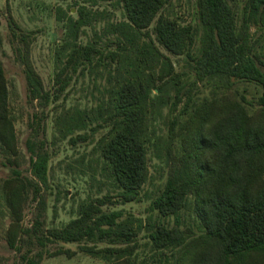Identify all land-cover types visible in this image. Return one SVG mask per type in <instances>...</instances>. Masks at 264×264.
<instances>
[{
	"label": "trees",
	"instance_id": "trees-1",
	"mask_svg": "<svg viewBox=\"0 0 264 264\" xmlns=\"http://www.w3.org/2000/svg\"><path fill=\"white\" fill-rule=\"evenodd\" d=\"M171 1L78 0L79 18L67 17L68 39L57 49L62 67L56 76L59 89L54 94L46 91L31 60L32 36L17 33L16 23H10L18 42L17 56L24 67L28 99L32 104L37 102L43 111L41 118L34 116L32 134L26 142L30 154V175H26L21 169L8 82L0 61V150L6 157L3 166L10 171V176L0 182V202L11 218L6 231L11 249L21 252V246L27 244L31 254L37 246L44 249L58 242L108 241L110 247L98 249L86 244L81 251L105 259L107 264H136V246L131 244L136 232L121 220V211L103 210L107 204H114L108 196L87 198L66 226L44 231V194L51 190L52 155L35 125L40 127L45 109L57 103L71 85L73 75L79 74L77 78L85 80L87 74L96 71L91 81L92 104H64L55 116L57 134L62 141L69 139L72 146H77L92 141L102 131L95 144L102 173L117 187L120 203L141 202L150 177L149 147L161 145L152 122L163 109L176 107L183 99L182 89L177 88L179 75L159 44L172 55L186 56L194 63L196 81H220L227 86L236 81L250 82L261 88V96L253 114L228 95L201 103L189 98L184 112L187 119L180 122L176 117L170 124L165 157L167 181L153 200L152 209L161 218H177L188 197L193 196L203 233L195 237L191 229L158 224L149 234L150 244L158 252L159 262L165 251L183 247L185 251L176 264H264V57L255 48L251 34V27L264 20V0H246L241 24L228 0H197L195 29L162 14ZM112 2L122 4L126 21L108 25L117 48L104 54L94 44H81L79 34L91 23L86 5ZM154 23L155 38L150 33ZM197 35L200 48L194 55ZM171 88L176 90L173 103L168 95ZM178 139L180 153L174 149ZM80 161L83 165L84 160ZM29 201L38 202L37 222L32 229L22 226ZM35 257H27V264H39L42 252Z\"/></svg>",
	"mask_w": 264,
	"mask_h": 264
},
{
	"label": "rangeland",
	"instance_id": "rangeland-1",
	"mask_svg": "<svg viewBox=\"0 0 264 264\" xmlns=\"http://www.w3.org/2000/svg\"><path fill=\"white\" fill-rule=\"evenodd\" d=\"M197 0H172L164 9L162 14L168 18L176 19L182 25H191L197 28ZM236 14L238 24L243 18V9L246 0H228ZM81 3L78 0H0V61L3 64L9 89V103L11 115L14 119L18 136V146L22 155L21 169L24 174L30 175V154L26 142L32 134V123L34 116L38 114L41 118L42 109L37 102L33 104L28 99V86L25 77L24 67L18 59L16 46L17 39L13 37L10 23L14 21L17 25V33H26L32 36L31 60L41 77L46 91L54 94L59 85L56 84V76L62 67L57 61V49L65 44L68 39L67 17L79 18L78 8ZM90 14L88 20L90 25L84 27L79 34V42L83 45L94 44L104 54L109 50H116L115 36L111 35L107 28L109 24H117L126 21L125 10L122 4L116 2L101 3L98 6L86 5ZM150 33L155 38L153 27ZM252 40L255 48L264 57V20L259 25L251 27ZM200 35V33H199ZM199 35L195 38L193 47L194 55H198L200 48ZM156 44H158L156 42ZM162 54L170 58L178 73L177 88L182 89V101L176 107L170 105L155 116L152 122V129L160 137L161 145L149 147V172L148 183L142 191V201L138 203H120L117 197V187L111 180L102 173L98 162V153L95 144L102 135V131L95 134L92 141L72 146L69 139L62 141L57 134L54 125L55 116L65 104L68 107H85L91 105L93 100L90 91L93 90L91 81L96 76V71L91 75L87 74L85 80L73 75L71 85L66 89L56 104L45 109L43 121L37 120L40 127L35 125L39 131L40 139L47 140L52 159L50 164L49 183L51 190L44 194L47 205L46 223H43L44 231L53 228H63L76 217L80 203L89 197L102 198L108 196L114 204H107L103 207L106 212L121 211L123 219L128 227L135 230L131 244L136 246V264H176L179 255L185 251L181 247L178 251H165L162 261L159 262L158 252L154 251L149 234L152 227L164 224L169 228L179 227L182 230L191 229L195 237L202 235L203 230L199 219L194 212L193 196L188 197L185 208L177 218H161L152 209L153 200L160 195L167 181L168 166L165 162L167 137L170 124L176 117L183 122L187 119L185 105L189 98L193 103H201L205 99L216 96L228 95L233 100L242 102L253 114L259 107L257 101L261 96V88L250 82H234L231 86L227 83L216 81H196L194 63L186 56H174L158 44ZM66 61V60H65ZM64 61V63H65ZM105 63H110L105 59ZM103 70L102 68L100 69ZM104 71V70H103ZM102 71V72H103ZM103 74V73H101ZM106 75V74H105ZM99 82H102L101 75H98ZM169 79V78H167ZM174 102L176 90H169ZM94 94H98L94 91ZM67 99V100H66ZM59 107H55V106ZM88 133H90L88 131ZM181 143L178 139L175 143V152L180 153ZM5 155L0 150V182L10 176L8 168L3 166ZM83 161V165L80 160ZM68 192V196L65 193ZM38 202L29 201L25 207L22 226L32 229L36 226L38 214ZM11 223L9 212L4 204L0 202V264H27L28 258H36L35 254L42 252V259L39 264H107L105 259L93 258L81 251L84 245L95 246L96 248L110 247L108 241L103 243H64L58 242L49 244L41 249L37 246L30 254L29 246L22 247L17 252L9 247L6 231ZM123 244L121 246H126ZM30 250H32L30 248ZM29 254V255H28ZM28 255L25 259L23 256Z\"/></svg>",
	"mask_w": 264,
	"mask_h": 264
}]
</instances>
